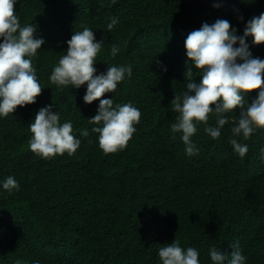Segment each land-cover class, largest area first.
I'll use <instances>...</instances> for the list:
<instances>
[{
    "label": "trees",
    "instance_id": "obj_1",
    "mask_svg": "<svg viewBox=\"0 0 264 264\" xmlns=\"http://www.w3.org/2000/svg\"><path fill=\"white\" fill-rule=\"evenodd\" d=\"M261 13L264 0H18L14 14L45 40L32 58L44 88L35 104L0 118V180L12 175L20 185L12 193L0 188V264H161L159 248L174 240L196 248L200 264H212L210 247L230 254L237 241L246 264H264V128L248 140L237 138L248 145L244 157L229 143L239 109L227 113L230 122L218 139L197 124L191 139L198 151L191 156L181 133L171 131L178 115L172 99L188 79L200 80L186 57L187 35L217 19L242 35ZM113 17L119 22L109 31ZM84 27L104 41L97 74L113 65L133 68L130 79L100 98L130 101L141 111L136 132L114 153H104L91 132L97 125L88 119L99 100L83 101L86 85L49 81L66 42ZM251 41L253 57L264 59V43ZM113 45L120 48L115 57ZM258 91L248 94L249 103ZM49 104L81 140L71 156L42 158L28 148V125ZM215 123L210 114L208 124Z\"/></svg>",
    "mask_w": 264,
    "mask_h": 264
},
{
    "label": "clouds",
    "instance_id": "obj_2",
    "mask_svg": "<svg viewBox=\"0 0 264 264\" xmlns=\"http://www.w3.org/2000/svg\"><path fill=\"white\" fill-rule=\"evenodd\" d=\"M16 3L18 0H0V118L13 114L17 106L35 104L44 88L32 58L45 40L34 36L37 30L34 24H21L19 15L14 14ZM118 22L119 17L111 18L108 30ZM249 37L253 45L264 43V13L248 20L242 35H237V29L226 19H217L211 24L205 22L187 35L186 57L200 70V80L188 79L185 90L171 101V111L178 113L171 131L181 133L187 155L198 151L191 139L198 130L197 124L203 123L204 132L218 139L221 129L230 122L227 113L233 110L239 109V115L231 127L229 143L240 157L249 149L237 138L242 136L248 140L258 129L264 128V59L253 57L247 43ZM66 43L67 50L53 67L50 83L75 89L86 85L83 101L91 104L99 100L95 116L88 121L97 125L91 132L98 134L100 148L106 154L123 150L136 132L134 125L140 122L141 111L130 101L114 103L113 98H100L114 93L119 83L131 78L132 65L108 66L105 72L97 74L94 65L104 41L97 40L91 28L74 31ZM119 51V46L113 45L110 54L115 57ZM187 75L192 76L191 69L187 70ZM257 89L249 103L248 94ZM53 108V104L40 108L28 125L32 134L28 148L42 158L65 152L71 156L80 148L81 140L73 134L72 122L61 124L60 113ZM210 114L216 118L215 126L208 124ZM81 135L87 137L88 130H83ZM260 153L264 158V148ZM0 188L12 193L19 191L20 185L9 175L0 180ZM231 248L229 254L210 247L208 255L212 264H246L239 242ZM158 256L161 264H200L199 251L194 247L182 248L178 240L160 247ZM15 264L23 262L17 259Z\"/></svg>",
    "mask_w": 264,
    "mask_h": 264
}]
</instances>
